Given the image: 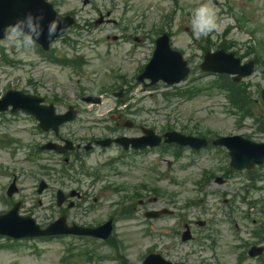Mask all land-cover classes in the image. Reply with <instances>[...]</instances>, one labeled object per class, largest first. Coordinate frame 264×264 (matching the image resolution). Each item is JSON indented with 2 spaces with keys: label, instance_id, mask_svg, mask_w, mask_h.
I'll return each instance as SVG.
<instances>
[{
  "label": "rangeland",
  "instance_id": "rangeland-1",
  "mask_svg": "<svg viewBox=\"0 0 264 264\" xmlns=\"http://www.w3.org/2000/svg\"><path fill=\"white\" fill-rule=\"evenodd\" d=\"M92 1L95 2V6L99 7L103 5L105 8H112L114 10L112 17L118 19L119 24L145 25L146 29H150L152 26L161 23L162 17L170 15V10L175 8L172 20V28L176 30L173 40L174 46L183 50L188 59H192V65L198 63L201 52L194 47L191 41V39L196 37L190 27V13L192 9L198 7L201 3L208 2V0H177L178 7L175 6L172 0H132L133 6L127 14H123L122 1L120 0ZM211 3H218L219 8L223 9L225 14L219 17V27L215 33L206 38L199 39H209L213 45H218L225 38L222 34L223 31L226 27H229L231 30L227 34L226 39L228 41L233 40L236 43L232 50H237L239 54L243 55V61H247L252 57L251 54L245 56V53L247 47L250 45L249 41L253 37L250 31H254L258 42L262 41L261 55L264 61V0H211ZM241 5H244L242 11H245L244 14L250 20L246 22L243 28H238L236 19L243 17L240 10V8H243ZM78 6L79 0H67L65 6L60 8V11H67L71 7L78 8ZM95 18L96 15L93 8L88 6L79 14V25L83 24L85 19L92 21ZM253 28L258 32L253 30ZM121 31V26H102L90 30L87 29V93L90 90H98L101 83L116 87L121 81L119 78L111 76L112 72L123 74L128 83L134 82L131 75L134 73L137 65L143 62L142 56L140 55L138 63L129 61L124 54V51L128 48L127 42L110 45L104 41L106 35H117ZM143 33L147 32L143 31ZM69 38H76V29L70 32ZM9 50H15L16 58L23 56L21 51H24V48H18L15 45L11 38V33L6 42L2 43L0 55H8ZM260 65H257L254 74L245 80L251 84L250 92L253 97H256V93L259 90L258 87H264V66ZM0 66L2 67L0 78L1 89L7 88L10 84L12 87H16V84L19 85V82H23L25 74L22 66H18L17 69L9 72V75L6 72L10 71V66ZM69 76V74L58 70L56 66L46 64L40 75L37 74L36 77H39L38 79L42 82V92L50 96L54 93L61 94L65 97L66 104H77L80 107V121L84 119L88 121L94 117L108 121L109 115L107 111L115 105V99L112 97V94L105 93L102 95V105L87 106L86 111L81 101L78 100V92L84 87V80L82 78L78 80L76 76L69 79ZM209 78L206 77L203 81H207ZM164 91L162 86H159L153 92H144L140 87H134L128 95L127 101L133 104V106L126 117L138 121V123L154 126L157 131H161L166 125L177 128V126L187 123L191 129L196 125V130L199 131L210 129L222 135L250 134L254 141H264V132L254 130L252 121L237 122V117L226 109L225 101L222 97L218 95H203L190 101L173 98L170 102H166L162 98ZM65 106H57L58 111L64 110ZM145 109L149 110L146 111ZM72 128L73 126L66 127L63 131ZM16 129L21 130V127H16L15 124L10 123L0 130H6L13 134ZM124 132L127 133V131ZM8 154L7 150H0V167H5L7 172L11 174V178L3 173L0 175V191L1 184L8 179L12 180L15 175L19 179L18 186L20 193L14 199L23 200L20 213L22 215L33 216L40 224H47L53 221L58 211L56 207H53L52 203H49V200L53 195L52 189L60 187L61 184L56 180H51L53 179L52 175L50 179L39 173L40 178L46 180L51 185V188L50 192L46 194L45 202L42 206H37L34 200V198L37 199L34 191L38 183V175L31 174L30 172L34 170L32 167L36 166L31 163L22 162L21 151L15 155V158L11 156L12 160L8 158ZM117 154L118 150L115 148L108 151H94L87 156L86 167L90 168V170L97 169L99 165L103 164L107 159L115 157ZM157 154L158 152H154L146 156V160L155 165L157 169L156 173L142 168L132 169L128 168L130 166L116 165L117 172H120V175H116L118 174L116 171L102 168L100 173L103 175V178L91 188L88 186V184L91 185L90 179L80 173L79 178L82 180L81 189L91 196H96L99 202L87 214L75 211L73 215L72 212L73 219L77 217L84 224L97 225L107 220V217L112 216L117 208H111L110 204L113 201L120 200L123 193L118 194L105 191L103 190V186L105 185H127L128 187H133L136 184H147L150 182V186L160 187L163 193L158 200L154 201V203H149L143 209L157 208L171 199L178 201L180 203L178 207L182 209L189 198L193 199L198 196L199 201H201L198 206H192L189 209L182 210L180 213L187 221L196 219L211 221L213 219L214 222H209L203 229L195 228V240L192 243L181 244L178 237L170 232V230L178 228L177 223H180V220L177 218L162 219L150 224V222L142 220L143 216L141 212L137 219H124L115 216L113 219L116 224L115 236L121 242L120 254L130 264H138L149 250L153 249L160 252L165 245L173 242H176L177 245L165 254L167 258L173 261H183L187 264H236V255H234L235 251L233 248L240 244L242 240L251 237L250 232L253 227L243 217L244 204L239 201L236 202L235 208L232 211L225 208L222 198H219V191L232 193L239 189L241 190V185L243 186V183L246 185L245 177L239 178L235 175L227 184L219 186L211 184L205 190L199 191L194 185V180L198 178L200 170L202 168H222L224 165L223 155L219 158V156L211 153H203L196 157L193 163L182 167L181 164H171L168 162L170 161L168 156L161 159L158 158ZM149 157L151 158L149 159ZM187 161V158L183 159L182 165H186ZM47 163L52 164V162ZM257 173L264 174V168L259 169ZM172 178H176L178 184L173 182ZM75 185L74 182L70 183L66 181L65 187L75 188ZM257 185L263 186L264 182H258ZM250 191L252 192L253 190ZM204 193L207 195L205 202L200 200L203 199ZM251 196L264 198V191L261 193L253 192ZM153 197L154 195L150 194L148 199H153ZM8 208V203L5 204L0 200V210L4 211ZM257 215V213L253 214V216ZM262 216L264 217V212ZM224 217L226 218L224 219ZM232 220H235L240 227L238 234H235L231 229ZM216 229L221 232L216 247L213 250L207 249L201 251L200 237L206 235L213 237L215 235L214 230ZM223 229L224 231L222 232ZM0 242L4 241L0 240ZM68 243H70V247L73 248L74 253L78 246H84L85 249L90 248L95 252V258L92 261L87 263V260H85L82 263L79 259L75 258L74 264H119V260L115 257V251L109 245L89 240L81 241L80 239L35 241L31 242L29 247L27 244H20L15 249H3L0 250V264H59L60 259L68 254L66 248ZM252 264L259 263L252 262Z\"/></svg>",
  "mask_w": 264,
  "mask_h": 264
},
{
  "label": "clouds",
  "instance_id": "clouds-1",
  "mask_svg": "<svg viewBox=\"0 0 264 264\" xmlns=\"http://www.w3.org/2000/svg\"><path fill=\"white\" fill-rule=\"evenodd\" d=\"M44 16L32 12L17 18L12 25L11 38L18 48H30L34 41H39L45 35ZM190 27L196 38H206L215 33L219 27L218 9L211 0L201 3L190 13ZM60 21L47 23L46 36L51 42L58 35Z\"/></svg>",
  "mask_w": 264,
  "mask_h": 264
}]
</instances>
